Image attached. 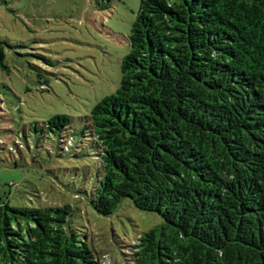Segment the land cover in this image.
Here are the masks:
<instances>
[{
  "label": "trees",
  "instance_id": "1",
  "mask_svg": "<svg viewBox=\"0 0 264 264\" xmlns=\"http://www.w3.org/2000/svg\"><path fill=\"white\" fill-rule=\"evenodd\" d=\"M128 44L118 89L80 118L98 170L86 202L161 217L126 263L264 264V0H140ZM70 123L51 117L43 138L75 156ZM72 211L0 199V264H104Z\"/></svg>",
  "mask_w": 264,
  "mask_h": 264
},
{
  "label": "rangeland",
  "instance_id": "2",
  "mask_svg": "<svg viewBox=\"0 0 264 264\" xmlns=\"http://www.w3.org/2000/svg\"><path fill=\"white\" fill-rule=\"evenodd\" d=\"M139 4L0 0L7 67L0 68V199L13 207L71 206V228L104 264H129L127 247L162 224L160 216L135 209L129 199L109 217L97 215L85 200L98 170L80 118L118 89ZM53 116L71 120L69 135L83 146L75 156L60 152L56 136L52 142L43 138V123ZM19 134L28 141L22 138L19 152L14 147L9 153Z\"/></svg>",
  "mask_w": 264,
  "mask_h": 264
}]
</instances>
